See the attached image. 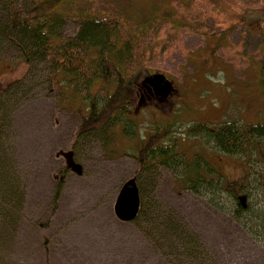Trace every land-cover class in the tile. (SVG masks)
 I'll return each mask as SVG.
<instances>
[{
  "label": "rangeland",
  "instance_id": "374dc122",
  "mask_svg": "<svg viewBox=\"0 0 264 264\" xmlns=\"http://www.w3.org/2000/svg\"><path fill=\"white\" fill-rule=\"evenodd\" d=\"M68 12L73 16L57 31L63 41L76 36L79 12L145 25L150 45L133 114L126 115L131 127L120 116V123L81 131L89 88L67 86L61 79L72 77L53 76L45 62L31 68L0 41V91L12 85L0 94V264H264V242L235 221L237 207L225 193L195 194L179 185L181 168L153 161L141 168L134 154L156 125H175L171 145L180 156H202L228 180L249 174L244 204L253 213L243 221L259 222L264 193L256 179L264 165L251 153L225 155L187 129L264 124V0H82ZM154 74L165 75L176 94L168 103L138 106L143 80ZM70 160L80 174L66 168ZM130 179L142 210L138 220L122 222L114 206ZM181 241L201 259L191 260Z\"/></svg>",
  "mask_w": 264,
  "mask_h": 264
},
{
  "label": "trees",
  "instance_id": "16d2710c",
  "mask_svg": "<svg viewBox=\"0 0 264 264\" xmlns=\"http://www.w3.org/2000/svg\"><path fill=\"white\" fill-rule=\"evenodd\" d=\"M4 1L0 8V41L16 47L31 68L35 62H45L52 68L53 76L69 74L72 77V80H67V76L61 79L67 86L72 87L78 81L89 88L91 96L87 116L80 114L81 131L120 123V116L128 121L126 127H131V120L126 115L133 114V95L138 93V88L140 91V66L150 45L142 22H132L129 16L120 18L79 12L74 15L80 22L76 36L63 41L57 31L66 18L73 16L68 8L82 0H30L31 5L29 0ZM61 81L56 83L60 85ZM95 85H98L96 93L92 91ZM11 87L1 90L0 94ZM174 127L156 125L148 137L137 141L134 154L141 168L148 167L151 161L169 168H181L183 173L178 177L179 185L198 195H201L202 189L221 190L237 207L235 221L242 223L253 237L264 242V210L257 212L259 222L255 226L243 221L245 216L253 213L252 208L250 210L244 204L250 198L249 174L228 180L218 172L219 167L202 156H180L175 151L176 146L171 145L174 142L171 137ZM187 133L190 137L212 142L225 155L246 156L251 153L264 165V124L242 126L238 122H228L211 127L195 123L189 126ZM66 168L70 167L67 165ZM256 183V188L264 193V174L257 177ZM62 189L63 184L60 183L56 201ZM171 227L173 230L174 227ZM182 243L189 249L186 252L189 251L187 255L191 260L201 259L191 248L192 243Z\"/></svg>",
  "mask_w": 264,
  "mask_h": 264
},
{
  "label": "water",
  "instance_id": "95a60500",
  "mask_svg": "<svg viewBox=\"0 0 264 264\" xmlns=\"http://www.w3.org/2000/svg\"><path fill=\"white\" fill-rule=\"evenodd\" d=\"M143 84L155 97L168 99L174 93L173 83L163 74L147 76ZM72 154L68 155L71 158ZM68 166L76 173H81V166L71 160ZM141 210V198L139 188L135 179H130L124 183L117 197L114 212L119 221H135Z\"/></svg>",
  "mask_w": 264,
  "mask_h": 264
},
{
  "label": "flooded vegetation",
  "instance_id": "af4514ba",
  "mask_svg": "<svg viewBox=\"0 0 264 264\" xmlns=\"http://www.w3.org/2000/svg\"><path fill=\"white\" fill-rule=\"evenodd\" d=\"M174 94H176V92H174ZM174 94H172L168 99H160L158 97H155L153 92H150L147 87H143L141 93L139 94L140 100L138 104L139 106L142 104L151 106L157 103H168Z\"/></svg>",
  "mask_w": 264,
  "mask_h": 264
}]
</instances>
